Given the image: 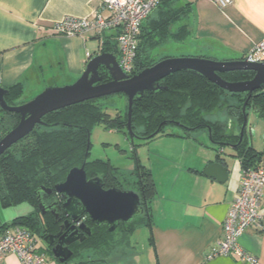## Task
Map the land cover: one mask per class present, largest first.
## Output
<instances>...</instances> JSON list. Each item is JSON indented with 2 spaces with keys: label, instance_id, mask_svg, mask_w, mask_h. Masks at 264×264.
<instances>
[{
  "label": "crops",
  "instance_id": "crops-1",
  "mask_svg": "<svg viewBox=\"0 0 264 264\" xmlns=\"http://www.w3.org/2000/svg\"><path fill=\"white\" fill-rule=\"evenodd\" d=\"M188 2L191 4L184 24L189 34L177 42L190 48L178 56L244 59L258 42L264 41V0H231L224 8L216 0H179L180 5ZM99 4L100 0H0V84L9 87L20 82L34 97L48 86L76 81L89 60L101 52L102 43L108 42L112 53L118 55L116 30L100 36H60L52 30V25L65 16L89 17ZM250 113L246 132L249 144L262 152L256 159L258 164L264 162V119L256 112L255 128L248 127ZM235 123L232 131L238 133ZM199 131L191 135L159 134L155 137H160L156 140L160 144L154 156L149 155L146 162L137 157L135 165L143 166L155 184L150 202L151 225L140 227L148 231L146 247L139 252L131 243L132 254L110 264H249L236 256L207 258L223 237V221L239 193L242 163L236 150L226 147L224 152L236 159L227 160V181L207 176L204 170L214 158V145L196 137ZM183 153L191 156L184 158ZM18 207L4 208L0 203V232L4 224L10 225L15 218L34 210L31 205ZM261 213L264 216V197ZM240 243L264 264V218L260 226L243 234ZM41 249L47 255L44 264H86L88 259L101 258H85L83 252L62 263L48 245L41 244ZM0 264L23 262L17 254L8 253Z\"/></svg>",
  "mask_w": 264,
  "mask_h": 264
},
{
  "label": "trees",
  "instance_id": "trees-1",
  "mask_svg": "<svg viewBox=\"0 0 264 264\" xmlns=\"http://www.w3.org/2000/svg\"><path fill=\"white\" fill-rule=\"evenodd\" d=\"M175 1L177 0H163L155 10L158 11L157 17L149 20L154 11L143 23L135 73L155 64L148 62L146 55L148 50L156 46L160 40L167 39L171 35V25L187 13L191 3L180 5L179 2L175 4ZM188 34L187 26L183 25L174 37L177 41H183ZM101 50L114 52L108 42L102 43ZM220 75L228 81H243L252 79L255 72L237 70ZM109 80H111L109 73L104 71L103 81ZM161 84L165 86L164 89L157 92L147 91L142 99L135 102L132 114V128L135 133L148 135L162 122L173 120L181 122L188 128L198 127L196 131L207 130L206 127L210 126L214 141L238 142L239 132L229 131L226 123L213 118L212 115L226 111L229 116L236 119L240 129L244 121L242 108L248 93L228 92L193 70L170 74ZM6 88L9 90L6 95L9 104L22 103L17 102L25 90L20 82ZM99 99L87 100L48 113L43 117L46 125H36L30 134L0 156L1 205L7 208L27 203L34 208L32 214L17 217L10 225L26 227L42 237L56 232L58 223L52 216L42 215L36 191L43 186L53 188L67 177L72 168L81 167L85 160L88 178L100 176L106 188L117 186L122 189H133L141 195L144 212L129 223L121 222L113 232H110L107 226H97L88 219L92 234L84 242H78L74 246L75 256L82 254L86 246L98 250L97 248L110 245V239L115 236L114 245L128 244L138 228L151 225L150 202L155 193L151 174L138 163L135 171L130 174L132 176H122L109 161L89 160L91 129L95 124L102 123L109 129L127 131L126 109L113 117L104 111ZM251 110L256 111L264 119V88L254 92L250 98L246 111L249 114ZM20 118L17 113L4 112L0 108V140L19 123ZM167 126L159 134L191 135L195 132L186 128H182V133L167 131ZM134 141L132 140V143L135 148ZM261 153L249 144L247 135L242 146L236 149V156L241 160L242 168L256 165V159ZM53 194L41 192L43 200L46 201H49ZM5 226L9 224H4L2 228ZM118 232L121 233L120 236ZM84 263L110 264L108 254H104L100 259H88Z\"/></svg>",
  "mask_w": 264,
  "mask_h": 264
},
{
  "label": "water",
  "instance_id": "water-1",
  "mask_svg": "<svg viewBox=\"0 0 264 264\" xmlns=\"http://www.w3.org/2000/svg\"><path fill=\"white\" fill-rule=\"evenodd\" d=\"M182 70L196 71L228 92L249 94L242 108L244 121L238 142L214 141L210 126L206 127L214 145L212 148L214 158L204 172L207 176L217 178L219 182H226L230 175L227 160L231 154L224 152V149L231 147L236 150L245 142L249 119L246 108L254 92L264 88V60L251 61L246 57L235 60H216L202 56L166 57L133 76H128L121 68L116 54L101 50L89 60L84 72L76 81L62 86H48L28 101L9 104L6 100L9 90L0 84V108L4 112H14L21 116L19 123L0 140V156L30 134L36 125H46L43 117L48 113L118 93H123L127 98V131L133 141L149 140L169 124L196 131L198 127L188 128L181 122L173 120L162 122L148 135H139L132 128L135 102L142 99L147 91L157 92L164 89L162 80ZM237 70H251L255 75L252 79L243 81H228L220 75ZM104 71L109 73L111 80L103 81ZM86 162L87 160L81 167L72 168L67 177L53 188L43 186L36 191L40 201L39 208L43 214L56 207L65 217L59 225V231L51 232L44 237L54 256L62 263L73 257V244L84 242L92 234L91 226L83 220L85 216H88L93 224L107 226L108 230L113 232L121 222L129 223L144 212L141 195L137 191L117 186L106 188L102 177L88 178L85 170ZM42 191L46 194L55 193L64 200L61 203L55 201L48 205L43 200Z\"/></svg>",
  "mask_w": 264,
  "mask_h": 264
},
{
  "label": "built area",
  "instance_id": "built-area-1",
  "mask_svg": "<svg viewBox=\"0 0 264 264\" xmlns=\"http://www.w3.org/2000/svg\"><path fill=\"white\" fill-rule=\"evenodd\" d=\"M163 0H100L89 17L65 16L52 25L60 36H75L86 33L101 35L108 30L117 31L118 62L128 76L136 74L140 33L145 20L159 7ZM224 8L231 0H216ZM264 41L258 42L247 54L251 61H261ZM91 57V56H90ZM264 197V162L242 168L239 193L231 204L223 221V237L207 253L215 256H236L249 264H260L254 253L245 249L240 238L263 221L261 204ZM41 244L47 245L44 237L19 225H9L0 232V261L15 253L23 264H44L46 253Z\"/></svg>",
  "mask_w": 264,
  "mask_h": 264
},
{
  "label": "rangeland",
  "instance_id": "rangeland-1",
  "mask_svg": "<svg viewBox=\"0 0 264 264\" xmlns=\"http://www.w3.org/2000/svg\"><path fill=\"white\" fill-rule=\"evenodd\" d=\"M176 2V3H175ZM173 3L178 4L179 0L175 1ZM158 11H155L153 15L149 18V20L154 19L157 17ZM186 21L185 16H183L180 20L173 23L170 27V36L167 39L160 40L156 46L153 48L149 45L150 50L147 52V58L148 62L150 63H157L161 59L165 57H181L178 56L181 53H186L189 51V44L184 45L181 43H178L176 38L174 37L177 32L181 29V27ZM187 29L189 30L188 25ZM45 89V88H44ZM43 89V90H44ZM31 90L27 89V91L24 90V93L22 94V97L17 100V102H25L30 99H32ZM35 97V96H34ZM33 97V98H34ZM99 103L103 106V109L105 112L110 114L111 116H116L120 111H124L126 109V103L127 98L123 93H118L111 95L106 98H100ZM250 122L248 127L253 126L255 128V118L257 119L256 112L254 110H251L250 113ZM213 118L219 119L226 123L229 126V131H232V128L235 124H238L237 121L229 116V114L226 111L216 112L212 115ZM250 128H248V131ZM167 131H175V132H181L182 128L176 125H168ZM240 132V130H239ZM195 136L202 137L205 140V143L210 144L211 138L210 133L208 130H201L199 133H195ZM160 137H157L154 139H150L147 141H141L135 139L134 145L136 146V149H134L132 139L129 136L128 132L125 130H116V129H109L104 126L102 123L95 124L91 129V149H90V156L89 160H104L109 161L114 167L118 169L119 175L122 176H129L131 173L135 171V163L137 157H141L144 162L147 161V158L149 155L154 156L155 150L159 148L156 140H158ZM147 142V143H145ZM165 142V141H164ZM189 154V153H188ZM188 154H182L184 158L187 156H191ZM180 158V156H178ZM230 160H236L234 157L230 156ZM179 160V159H178ZM132 176V175H130ZM133 177H135L133 175ZM24 206H29L27 203H23L22 205H19L18 208H25ZM15 207V206H14ZM145 228V227H144ZM138 229L133 237L130 239V243L126 244H116L114 245V240L116 239V236L112 239H110V245H106L103 248H91L89 246L84 247V254L83 257H90L94 258L96 256H103L104 254H108V260L109 261H115L116 259H119L121 256L123 258L126 254H132L130 249V244L136 246L137 250L139 252H142L144 247H146V240L148 238L147 235V229ZM119 236V232L117 233ZM97 252V253H96Z\"/></svg>",
  "mask_w": 264,
  "mask_h": 264
},
{
  "label": "flooded vegetation",
  "instance_id": "flooded-vegetation-1",
  "mask_svg": "<svg viewBox=\"0 0 264 264\" xmlns=\"http://www.w3.org/2000/svg\"><path fill=\"white\" fill-rule=\"evenodd\" d=\"M139 191V190H138ZM140 193H142V191H140ZM64 200V198L63 197H61V196H59V195H57V194H53V195H51V199H49V201H46V200H44L48 205L49 204H51V203H53V202H55V201H58L59 203H61L62 201ZM42 215H49V216H52L54 219H55V221L57 222V221H59V222H57L58 223V230L57 231H59V225H60V223H62L64 220H65V217H63L62 216V212L61 211H59V210H57L56 209V207H53V208H51V210H49L46 214H43L42 213ZM88 216H85L84 218H83V220L89 225V223H88ZM118 228V227H117ZM56 231V232H57ZM78 242H76L75 244H73L72 245V249L74 248V246L77 244ZM81 243V242H80ZM50 247V246H49ZM51 248V247H50Z\"/></svg>",
  "mask_w": 264,
  "mask_h": 264
}]
</instances>
